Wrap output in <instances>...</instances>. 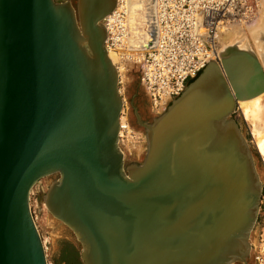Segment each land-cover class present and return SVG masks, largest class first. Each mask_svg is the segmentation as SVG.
I'll return each mask as SVG.
<instances>
[{
	"label": "water",
	"instance_id": "obj_1",
	"mask_svg": "<svg viewBox=\"0 0 264 264\" xmlns=\"http://www.w3.org/2000/svg\"><path fill=\"white\" fill-rule=\"evenodd\" d=\"M115 5L0 0V264H49L30 203L47 177L81 264H249L263 183L233 113L264 92V28L151 120L131 99L146 146L127 162L103 21Z\"/></svg>",
	"mask_w": 264,
	"mask_h": 264
},
{
	"label": "built area",
	"instance_id": "obj_2",
	"mask_svg": "<svg viewBox=\"0 0 264 264\" xmlns=\"http://www.w3.org/2000/svg\"><path fill=\"white\" fill-rule=\"evenodd\" d=\"M262 2L263 0H155V41L139 61L140 85L147 93L153 113L158 114L172 98L177 97L189 80L197 76L211 59L220 57L227 29L249 26L256 21ZM107 16L103 20L107 29L105 44L107 49L119 52L125 45L127 34L122 2L115 7L110 18ZM123 122L126 120L120 116L121 133L123 130L120 138L128 139L131 135ZM135 134L134 145L142 144L143 134L140 131ZM133 149L136 147L133 146ZM35 187L31 194L34 202ZM263 205L264 195L261 200V206ZM34 210L35 207L32 206V211ZM262 243L264 242L253 248L256 264H264Z\"/></svg>",
	"mask_w": 264,
	"mask_h": 264
},
{
	"label": "rangeland",
	"instance_id": "obj_3",
	"mask_svg": "<svg viewBox=\"0 0 264 264\" xmlns=\"http://www.w3.org/2000/svg\"><path fill=\"white\" fill-rule=\"evenodd\" d=\"M264 2V0H263ZM262 2V3H263ZM263 5V4H262ZM262 6L260 7V11ZM259 11V12H260ZM257 21V19H256ZM252 23L251 25L255 24ZM244 26V27H235L229 28L231 31V36H225L222 41L229 43L235 37L248 34V40L251 41L249 37V27L251 26ZM232 29V30H231ZM233 31V32H232ZM240 32V33H239ZM233 34V35H232ZM228 38V39H227ZM226 39V40H225ZM254 44L252 43L251 46ZM139 52V51H136ZM116 56V54H115ZM118 57L117 60L122 59V57ZM122 69L120 74V89L124 99L125 106L123 107V111H127L128 117L130 118L133 126L131 125L130 121L127 119V123L130 126L128 133L131 135L128 139L123 138L121 143L125 150V158L127 162H139L143 159L144 150H145V134L144 131L137 127L135 124V118L133 114V109L131 107V99H134V103L138 106V104L144 105L146 107L145 112L142 116L147 119L151 120L152 117L156 114L153 113L154 111L151 108L149 103V99L147 93L140 85V71H141V62L136 61L134 59H125L122 61ZM192 80V79H191ZM190 80V81H191ZM257 106H262L256 113L253 112L252 114L247 115L245 117L242 113L241 108H236L235 112L233 113V117L236 118L238 121L243 134L247 138V141L250 144V147L253 151L255 162L257 164V169L263 183V190H264V152L258 148L256 144V140L254 138L258 135H264V93L256 100ZM138 103V104H137ZM263 103V104H262ZM161 111V110H160ZM259 113V114H258ZM259 119V120H258ZM126 123V122H125ZM140 131L143 134L144 142L140 145H134V140L136 138V134L134 131ZM134 132L135 135L131 133ZM134 145L136 149H133ZM51 178H43L41 179L36 187H35V196L33 204L36 206V214H37V221L39 224V232L45 241V251L47 254V259L49 264H81L80 256H79V249L80 244L75 240L71 231L60 221L54 218L49 212L44 211L40 202H43V192L46 190ZM33 199V197H32ZM41 199V200H40ZM40 204V206L37 204ZM251 254L249 256L250 264H255V258L253 257V248L257 246L260 242H264V205L261 206L259 211V216L257 222L253 228L251 234ZM264 244V243H262ZM264 246V245H263ZM238 264V263H236Z\"/></svg>",
	"mask_w": 264,
	"mask_h": 264
},
{
	"label": "bare ground",
	"instance_id": "obj_4",
	"mask_svg": "<svg viewBox=\"0 0 264 264\" xmlns=\"http://www.w3.org/2000/svg\"><path fill=\"white\" fill-rule=\"evenodd\" d=\"M120 2H122V9L124 8V11H125V14H126V24H125V26H126V29H127V34H126V40L124 41L125 45L120 48L119 52H117V51L113 52L111 49H108V56L111 58L113 63L116 65V67L118 69V72H119V88H120V74H121V69L123 67L122 66V61L125 60V59L126 60L127 59H134L136 61H140L141 60V57L144 54L145 50L149 48L148 42H149V40H151V36H152L153 30H154V26H155L154 20H153L154 19L153 10H154V13H155V8H154L155 0H121V1L119 0V2H118V0H116L115 7L118 4H120ZM262 4H263V5H261L262 9H261V11L259 10L260 12H258V16L256 18L257 19L256 23L249 27V37L251 38V40L253 38L256 39L257 31L259 29L264 28V2ZM115 7H114V9H115ZM114 9L111 11V13L108 14L107 18H110L113 15ZM233 29H235V28H233ZM224 34H225V36H228V37L231 36L230 35L231 34L230 29H227ZM247 36H248V34H247ZM247 36L245 35V33L242 36H238L237 35V37H235L229 43H226L225 41H223V45L225 46V45H229V44L230 45L231 44H237V46L243 47V46L246 45L244 42L248 41L247 39H249ZM106 39H107V35H106ZM254 39H253V41H254ZM154 41H155V39H153L152 42L154 43ZM253 41H252V43L254 44L255 41L254 42ZM134 42H135V44H134ZM252 43L250 41V44H252ZM253 46L256 47L255 45H253ZM136 51H139V52H136ZM115 54H116V56H119V57L122 56V59L119 60L120 62H118V60H117L118 57H116ZM259 54H260V52H259ZM209 63H210L209 68H211V69L215 68V67L221 68L220 57L215 59V60L211 59L209 61ZM189 82H190V80H189ZM186 87H187V85L182 90V92L186 89ZM120 92H121V89H120ZM263 93L264 92H261V93L255 95V96H253L251 98L237 100L236 101L235 110H236V108H238V109L241 108L242 109V113H243V115L245 117H247V115H249V114H252L253 112L256 113L259 109L262 108V106H257L256 105V102H257L256 100ZM174 98H172L171 101ZM170 102H169V104H170ZM168 105L164 109H162L159 113L157 112L158 114H155L154 116L159 115L162 112H164L166 110V108L168 107ZM124 106H125V103H124V99H123V107ZM121 113H120V116H122L124 121L126 120V123L123 122L124 123V127H127L126 129L129 130L130 126L127 123V119L130 121L132 126H133V124H132L130 118L128 117L127 111H123V108H122ZM119 125H120V123H119ZM133 128H134V126H133ZM131 131H134V130L131 129ZM120 133H121V129H119V143H120L121 147L123 148L122 143H121L122 138H120ZM122 133H123V130H122ZM131 134L135 135L134 132H132ZM254 140H256L255 142L258 145V148L260 147L262 152H264V135L263 136L258 135V136H256L254 138ZM131 144L132 143H130V145ZM131 146H134V145H131ZM145 146H146V137H145ZM123 151L125 152L124 148H123ZM254 160H255V158H254ZM255 164H256V162H255ZM256 167H257V164H256ZM257 171H258V169H257ZM263 195H264V190L262 189L261 200L263 198ZM30 203H31V209H32V206H34L35 210H36V206L33 204L32 196H31ZM37 204L40 206V204L38 202H37ZM41 205H42L41 209L43 208L44 211L49 212L47 210L44 202H42ZM260 207H261V204H260ZM35 210H34V212L32 211V213H33L35 222L37 224V227H39V224H38V221H37L38 217H37V214H36ZM252 231H253V229H252ZM45 241H46V239H43V243L44 244H45ZM250 245H251V237H250ZM250 254H251V250H250ZM248 261H249V258H248ZM249 264H250V262H249Z\"/></svg>",
	"mask_w": 264,
	"mask_h": 264
},
{
	"label": "flooded vegetation",
	"instance_id": "obj_5",
	"mask_svg": "<svg viewBox=\"0 0 264 264\" xmlns=\"http://www.w3.org/2000/svg\"><path fill=\"white\" fill-rule=\"evenodd\" d=\"M137 104H138V103H137ZM138 108H139L141 114H143V113L145 112V110H146V107H145L144 105H142V103H141V104H138ZM142 112H143V113H142Z\"/></svg>",
	"mask_w": 264,
	"mask_h": 264
}]
</instances>
